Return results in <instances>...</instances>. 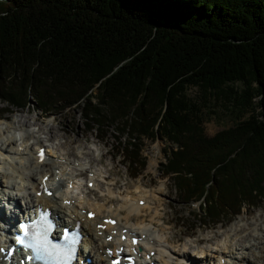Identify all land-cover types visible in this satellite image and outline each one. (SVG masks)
I'll return each instance as SVG.
<instances>
[{
	"label": "trees",
	"instance_id": "16d2710c",
	"mask_svg": "<svg viewBox=\"0 0 264 264\" xmlns=\"http://www.w3.org/2000/svg\"><path fill=\"white\" fill-rule=\"evenodd\" d=\"M212 101L248 116L206 137ZM0 102V116L77 110L125 141L131 179L144 141L171 144L176 198L201 201L203 226L229 221L264 202V0H0Z\"/></svg>",
	"mask_w": 264,
	"mask_h": 264
},
{
	"label": "rangeland",
	"instance_id": "374dc122",
	"mask_svg": "<svg viewBox=\"0 0 264 264\" xmlns=\"http://www.w3.org/2000/svg\"><path fill=\"white\" fill-rule=\"evenodd\" d=\"M94 93L95 91L92 92V94ZM186 95L191 99L198 98L197 91L194 88L188 89ZM4 106L5 105L0 102V107L3 108ZM32 107L30 103L28 107L18 110L10 107L12 110L11 112H15V114H5L1 116L3 118L0 120V122H2L1 124L7 126L6 128H8L11 122L13 123L11 125L13 128H8L9 130L6 131L12 134L14 132L11 131H15L16 136L17 134L25 136L26 131H29L35 134L40 140V144H43V146L48 145V147L55 148V153L57 155L61 154L60 156L62 159L64 154L67 155L69 157V163L72 164V161L75 159L77 160L74 162L78 160L82 161L83 168L89 170H85V173L93 171L91 178H95L99 174L98 184L100 187L102 186L101 189L110 187L114 193L119 190L121 192L125 190L130 191L136 189L137 182L140 183L141 185L138 186V190L145 193V196L151 201H148L149 204H151L149 207L145 208L143 212H139L135 217H131L127 224L139 223L141 225L142 223L147 228L153 229L155 233L166 238L171 246H178L189 251L190 248H194L195 243L208 242L209 244H207L206 248L210 247L211 249V247H214L213 243L215 244L219 240L222 232L224 230L227 231L234 222L244 219L251 222L253 217L259 214L264 219V202H262L258 207L252 206L243 208L238 215L234 216L229 221L223 220V222L217 223L214 226H203L200 224L201 222L197 217L201 215L198 209V205H200L201 201L197 200V206H193V201L189 202L192 199L185 203L179 201L174 194V190L168 178L164 177L162 175L163 173L160 172L161 164L165 162L162 151L165 149L168 150L167 148L171 146V144L157 139L153 142L144 141L140 152L142 159L145 161L144 167L140 175L134 179H129L127 178L128 176L125 168L121 164L122 158L118 156V151L120 147H122L121 142L124 143L125 141L123 139L114 140L112 136H114L115 133L108 131L107 138L102 141L96 140L95 132L89 133L86 131V127L81 122L82 118H80L77 110L65 109L60 114L55 113L46 116L40 114L39 111H36L35 108ZM200 112L203 120L201 127L206 137H211L223 129L231 128L240 121H244L248 116V112H240L230 104L224 102L215 103V101L208 103L207 108L202 107ZM24 119L28 126L26 125L22 126V128H18L20 125H23L22 122ZM8 122L10 123L7 125L6 123ZM23 128V131L18 130ZM99 133V135L102 136L104 134L102 132ZM29 138L30 137H27L29 144L33 143L35 139ZM67 156L64 157L67 158ZM56 166L62 170L65 167V165L61 167L59 165ZM44 171L50 172L48 167H46ZM85 173L77 176L81 183V187L89 182V180L86 179L91 180V178L86 177L87 174ZM77 174L79 175V172H77ZM93 174L95 176H93ZM12 180L13 178H11V181ZM84 180L86 181L84 182ZM106 189L104 193L100 191V189L90 191L88 193L89 195L87 194L88 200L92 202L98 200V206L101 205V202L102 205H104L105 201L103 202V196L107 197ZM99 197L101 198L99 199ZM113 202V206H117L118 199ZM16 203L18 206L22 204L20 197ZM109 205L111 204L107 203L106 207L108 206L107 208H109ZM13 206L11 210H13ZM114 207L112 210H114ZM120 217V221L124 223V214ZM152 223L153 225H150ZM262 226L264 227V224ZM219 228L223 230H218ZM201 248L205 247L203 246ZM208 262L209 264H216V256L213 258L211 257ZM236 262L238 263V260H236ZM239 264L248 263L243 261Z\"/></svg>",
	"mask_w": 264,
	"mask_h": 264
},
{
	"label": "bare ground",
	"instance_id": "6f19581e",
	"mask_svg": "<svg viewBox=\"0 0 264 264\" xmlns=\"http://www.w3.org/2000/svg\"><path fill=\"white\" fill-rule=\"evenodd\" d=\"M1 123L2 122H0V187H2L1 189H4L6 192V200L16 203L19 199L17 198L18 193L22 191L23 196L20 197V199L24 201V204H38L42 207L50 208L55 220H57V222L61 225H66L73 219H78L83 231L85 243L83 250L88 248L86 257H90L92 261L96 263L103 262L104 259L101 257V255L97 254V251L102 250L104 246L111 244L105 243L103 241V236H97V233L100 231H97L95 225L101 224L100 221L102 219L112 218L115 219L117 223L115 227L112 229L110 228V230L119 231L117 237L121 234L120 231L122 228H125L127 232H135L139 234V236L144 235L145 239L140 244L139 253L143 257L149 251L153 250V261H155L156 264H183L184 262L188 264H209L207 256L212 258L216 256V260L218 259V261L224 258L225 262H223L226 264H239L243 261L247 262L248 264H264V227L262 226L264 224V219L260 214L253 217L251 222H248L247 219L234 222L230 228L227 229V231L224 230L222 232L219 240L215 244L213 243L214 247H211V249L210 247H199V249H197L198 247H194L187 251L185 248L182 249L178 246H171L166 238H163V236H160V234L155 233L153 229H151L153 230L151 231L142 223L141 225L139 223L131 225L127 224L131 217H135L137 213L143 212V210L149 207L151 204H149L151 201L147 200L148 198L145 196V193L141 192V190H138V187H136L135 190H125L123 192L119 190L116 193H114L110 187H107V197L104 196V201L110 204L112 202V204H114L113 201H117L118 199V204L114 207V210L106 207L103 208V205L101 208H99L96 204H94V202H89L87 199H85V204L77 201L80 207L78 208L76 205L74 206L77 207V209L84 208V215L80 214L76 208L69 211L66 209V206L63 205L64 200L70 199L67 197V194L70 192V190L67 189L66 185L70 183L73 189H78L80 187V182L78 179H76V176L72 179H68L66 185L61 187L60 193H58L59 195L57 197H55L54 193L49 198L43 197L41 195L36 197L35 192L38 191L36 188L41 177L48 175V183L50 184L54 183L55 177L57 178L56 185H60L62 182L61 177H63V170L56 166L59 165L61 167L62 164L57 163V157L52 158V152L55 150V148L46 147L45 153L46 156H48V159L43 163H37L35 154L37 149L43 144H40V140L35 136V134L26 131L25 136L21 135L16 140L14 133L12 134L6 131L9 130L8 128H13V126H11L13 123H6L7 125L10 123L8 128H6L7 126ZM22 124L23 125H20L18 128H22V126L26 125L28 126L25 119L23 120ZM18 130L21 131L20 129ZM27 137H30L29 139H35L33 144H29ZM32 154L34 155L33 157ZM47 165H50L51 167ZM46 167H48L50 172L44 171ZM79 167L80 169L78 171H81L83 168H81L80 164ZM58 169L60 171L56 173L55 170ZM93 176L95 175L93 174ZM20 177H22V180ZM11 178L17 179L19 182L13 183L11 182ZM98 179L99 174L95 178L92 177V181L88 179L89 182L94 183V187L91 190L85 188L84 191L89 193V191L97 188ZM69 180L71 182H69ZM25 183H28V185ZM12 190L15 193H13ZM139 200L144 201L143 206L137 205ZM89 212L95 214L94 219L86 220V214ZM122 214L125 216L124 223L120 221V216ZM4 215L5 213L0 211V218H3ZM11 217L12 216H10V218ZM150 225H153V223ZM218 230L223 229L219 228ZM1 241L2 240L0 238V242ZM113 241H117V239H113ZM200 244L207 245L209 243L207 242ZM83 256L84 255H82V257ZM236 260H238V263Z\"/></svg>",
	"mask_w": 264,
	"mask_h": 264
},
{
	"label": "snow or ice",
	"instance_id": "6c2138e0",
	"mask_svg": "<svg viewBox=\"0 0 264 264\" xmlns=\"http://www.w3.org/2000/svg\"><path fill=\"white\" fill-rule=\"evenodd\" d=\"M41 157H43V151ZM108 223L115 222L108 221ZM20 228L22 236L16 237V243L32 250L34 255L28 257L29 260L43 261L44 264H67L68 261L73 259L75 245L79 242L78 234L74 233L72 238H69L68 232L65 230V243L62 245L53 242L50 239L53 224L48 220L46 213H42L38 221H33L31 224H21ZM133 243H136V241L133 240ZM2 252H4V249L0 248V253ZM11 254L12 251H9L7 255L10 257ZM113 264H120V261H114Z\"/></svg>",
	"mask_w": 264,
	"mask_h": 264
}]
</instances>
